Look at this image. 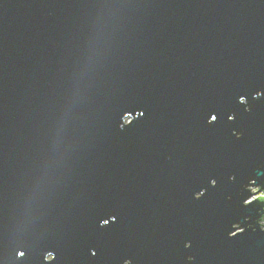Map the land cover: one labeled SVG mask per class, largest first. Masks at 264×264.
Returning a JSON list of instances; mask_svg holds the SVG:
<instances>
[{
	"label": "water",
	"instance_id": "water-1",
	"mask_svg": "<svg viewBox=\"0 0 264 264\" xmlns=\"http://www.w3.org/2000/svg\"><path fill=\"white\" fill-rule=\"evenodd\" d=\"M259 194L264 0H0V264H264Z\"/></svg>",
	"mask_w": 264,
	"mask_h": 264
},
{
	"label": "snow or ice",
	"instance_id": "snow-or-ice-1",
	"mask_svg": "<svg viewBox=\"0 0 264 264\" xmlns=\"http://www.w3.org/2000/svg\"><path fill=\"white\" fill-rule=\"evenodd\" d=\"M260 95H261L260 92H256V93L254 94V97H253V98H254V99H255V98H258ZM238 104L241 105V106H243V112H244L245 114H247L248 112L251 111L250 107L247 105V100H246V98H245L244 96L239 97V99H238ZM143 115H144L143 112H137V116H141V117H142ZM217 118H218V117H217L216 114L210 115V117L207 119L206 123H207L209 126H211V125H213V124L217 121ZM235 118H236V117H235V115H233V114H229V115L227 116V120H228L229 122H233V121L235 120ZM132 122H133V121H130V122H127V123H120L119 127H120V129H124V128L127 127V126H130V125L132 124ZM231 135H232L237 141H239V140L242 138L243 133H238V132H236V131H232V132H231ZM208 183H209V186H210V187H212V188H215V187H216V180H215V179L210 178L209 181H208ZM257 191L260 192L261 190L258 189ZM204 195H205V192H204V191H199V192H197V193L195 194V196H194V200L199 201V200H201V198H202ZM259 202H260L261 204H264V196H260V197H259ZM116 222H117V216H116L115 214H109V215L107 216V218H105V217H101V218H100V220H99V224H98V227L101 228V229H105V228H107L110 224H114V223H116ZM261 223H262V221L259 220V221H258V224L260 225ZM232 227L235 228V231H233V232L230 233V237H235V236H237L238 234H242L243 231H244V229H242V228L239 226V224H233ZM260 229H261L262 231H264V229H262L261 227H260ZM184 247H185V249L190 248V243H185ZM97 254H98V253H97V251H96L95 249H91V248L89 249V255H90V257L95 258V257L97 256ZM21 255H23V253H21ZM187 260H188V264H192V260H193V258H192L191 256H189V257L187 258ZM124 264H131V261H130V260H125V261H124Z\"/></svg>",
	"mask_w": 264,
	"mask_h": 264
},
{
	"label": "clouds",
	"instance_id": "clouds-1",
	"mask_svg": "<svg viewBox=\"0 0 264 264\" xmlns=\"http://www.w3.org/2000/svg\"><path fill=\"white\" fill-rule=\"evenodd\" d=\"M261 196H264V194H262ZM261 221H262V223L260 224V227L262 229H264V218H261Z\"/></svg>",
	"mask_w": 264,
	"mask_h": 264
},
{
	"label": "built area",
	"instance_id": "built-area-1",
	"mask_svg": "<svg viewBox=\"0 0 264 264\" xmlns=\"http://www.w3.org/2000/svg\"><path fill=\"white\" fill-rule=\"evenodd\" d=\"M262 194H259V195H257V197L256 198H258V197H260Z\"/></svg>",
	"mask_w": 264,
	"mask_h": 264
},
{
	"label": "rangeland",
	"instance_id": "rangeland-1",
	"mask_svg": "<svg viewBox=\"0 0 264 264\" xmlns=\"http://www.w3.org/2000/svg\"><path fill=\"white\" fill-rule=\"evenodd\" d=\"M255 197H257V196H255Z\"/></svg>",
	"mask_w": 264,
	"mask_h": 264
}]
</instances>
